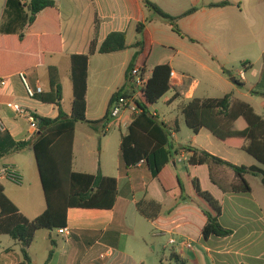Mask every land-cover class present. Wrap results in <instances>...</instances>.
<instances>
[{
  "label": "crops",
  "instance_id": "1",
  "mask_svg": "<svg viewBox=\"0 0 264 264\" xmlns=\"http://www.w3.org/2000/svg\"><path fill=\"white\" fill-rule=\"evenodd\" d=\"M6 1L0 0V34L9 28L8 22L12 17L6 11ZM52 1L57 9L55 21L52 20V10L46 9L37 15L32 25L23 30L19 27L17 30L14 25L11 27L38 46L41 63L20 73L24 74L32 89L40 87L41 93L29 98L20 73L11 74L0 83V118L5 127L0 132V166H14L21 176L19 185H23L24 181L30 183L27 170L31 166L22 163L18 156L23 152L33 154V150L28 147L15 152L13 144L32 140L36 132L31 129L26 118L18 116L7 104H18L40 117H57L58 107L40 98L41 94L46 95L50 91L48 68L55 67L58 71L62 106L64 81H69L72 87L71 56L88 54L91 41H95L98 48L112 32L125 34L126 48L117 52H95L89 55L86 79L88 120L98 121L103 118L108 111L111 96L124 85L128 66L137 53L135 66L143 69L146 79L150 77L153 68L160 64H167L170 72H174L169 82L175 93L166 103L171 109L178 99V108L171 109L177 110L178 115L169 113L158 119L159 110L155 108L157 104L149 107V111L159 121L171 130L177 129L176 132L172 131V144L178 148L189 146L205 151L236 166L256 167L264 171V165L242 149L244 144L220 141L207 128L193 133L186 126L181 113L182 107L193 98H221L229 94L232 103H245L255 114L264 118V0H150L172 16L195 9L177 21L180 31L186 37L179 36L168 23L150 12L142 0ZM223 1L229 4L210 6ZM139 23H144L141 35L143 44L136 48L133 45L140 38L137 32ZM48 55L60 56L63 63L47 62ZM235 66L238 78H233L239 83L231 80L228 70ZM128 97L135 102L143 99L133 93L132 86ZM63 111L69 115L71 107L69 111ZM97 114L99 116L91 117ZM136 114L129 109L122 111L120 125L115 128L121 131L124 129L125 132L120 135L115 155L107 156L109 154L103 151V145L100 144V155L105 152V161L93 160L94 150L89 146L92 138L89 132L94 130L86 124L89 131L81 142L74 130L72 171L87 174L100 172L103 176L115 178L116 200L111 209L68 208L67 232L61 234L58 229L47 230L43 235L46 246L41 257L37 256L36 251L32 252V242L28 248L31 263L130 264L132 256L126 251V244L122 246V237L126 233L142 240L149 237L147 232H138L140 228L137 224H140L138 220L141 215L136 210V203L142 199H152L162 205L164 213L154 221L143 218L151 228L150 235L154 241L163 239L170 247L169 262L264 264V183L261 176L245 174L244 179L250 191H235L234 187L239 185V180L230 167L211 162L191 165L188 160L192 153L184 149L178 150L156 177L152 176L145 161L126 167L120 155V141ZM237 125L244 128L242 122ZM104 129L105 123L97 131L100 130L102 135L111 132H105ZM194 180L198 181L202 191L208 192L219 203L221 211L217 220L229 234L202 235L207 221L204 211L212 215L214 212L196 193ZM6 182L14 184L0 181L4 193L26 218L33 219L45 210L46 205L33 203L25 197L29 193L28 189L8 194L4 184ZM176 202L177 206L166 214L165 211ZM6 236L0 235V264L22 262L21 246L9 236L8 241ZM51 239L55 241L54 247L50 244ZM170 239H174L175 243L170 244ZM186 242L190 243V247L185 245ZM165 244L163 248L167 247ZM51 249L53 253L49 257ZM172 253L175 257H171Z\"/></svg>",
  "mask_w": 264,
  "mask_h": 264
},
{
  "label": "trees",
  "instance_id": "2",
  "mask_svg": "<svg viewBox=\"0 0 264 264\" xmlns=\"http://www.w3.org/2000/svg\"><path fill=\"white\" fill-rule=\"evenodd\" d=\"M142 2L150 12L168 23L175 33L181 37H186L180 31L177 21L193 12L194 8L178 16H172L150 0H142ZM227 4H229L228 1H223L210 6L216 7ZM46 9L52 10L54 14L52 20L55 21L57 9L52 0L6 1V11L12 17L8 22L9 28L0 34V83L3 78L11 74H19L41 63L42 57L38 46L33 40L26 38L22 32H17V30L18 27L23 30L32 25L37 15ZM20 22L21 24H19ZM13 25L17 30L11 29ZM143 29L144 23H139L137 32L140 38L133 45L136 48L142 47ZM125 48V34L112 32L98 48H96L95 41H91L88 54L71 56L72 103L69 115L63 111L61 106L62 87L58 78V71L55 67L48 68L50 91L46 95L41 94L40 98L43 102L54 103L58 107V115L55 118H47L34 114L33 116L38 123V130L34 138L30 141L13 144L15 152L28 147L33 150L44 195L45 210L33 219L26 218L6 196L3 187L0 185V235H8L21 246L23 260L18 264H32L28 248L34 241L36 232L66 227L68 208L111 209L114 206L117 196L116 179L103 176L100 172L87 174L72 171V144L77 123H85L93 130H98L99 127L104 126L110 116L113 103L120 97L128 96L131 87V71L136 67L137 53L134 54L128 66L124 85L111 96L108 111L102 119L90 121L86 118V79L89 55L95 52H117ZM140 71L143 74V69ZM169 74L170 68L167 64L155 66L147 79L143 99L135 102L139 112L134 116L128 126L127 133L121 137L120 141V155L124 165L130 167L140 161H145L152 176L156 177L173 158L174 154L178 153V150L184 149L192 153L188 160L191 165L211 162L230 167L239 180V185L234 187L235 191L243 193L250 191L244 179V175L247 173L260 175L262 183H264V171L261 169L236 166L205 151L189 146L178 148L172 144V131L176 132L177 129L171 130L149 111V107L172 88L169 82ZM233 81L239 83L235 78ZM181 113L186 126L193 133H197L202 128H207L220 141L234 144L242 143L244 144L242 149L257 162L264 165V118L255 114L249 105L242 102L232 103L229 94L221 98H193L182 107ZM238 122H242L244 128H239ZM194 187L198 196L204 199L214 212L212 215L204 211L207 221L202 229V235L208 237L210 235L224 236L229 234V231L223 229L217 220L221 211L219 203L208 192L201 190L197 180H194ZM177 204L178 202L165 213L169 214ZM136 210L149 221H154L164 213L162 205L152 199L138 201ZM50 244L54 247L55 241L51 239ZM52 253L53 249L50 250L49 257ZM171 257H175V255L172 253Z\"/></svg>",
  "mask_w": 264,
  "mask_h": 264
},
{
  "label": "rangeland",
  "instance_id": "3",
  "mask_svg": "<svg viewBox=\"0 0 264 264\" xmlns=\"http://www.w3.org/2000/svg\"><path fill=\"white\" fill-rule=\"evenodd\" d=\"M25 9V8H24ZM6 20V17L4 18V21ZM47 62L54 63V64H62L63 60L60 58V56L57 55H48ZM230 71V75L232 77L238 78L236 75L237 72V66L231 67L228 69ZM175 91L173 88H171L164 96H162L155 104V108L159 110L158 112V119H162L163 116H168L169 113L172 115H178L177 110H171L173 107L168 108V104L166 103L167 99L172 97L174 95ZM63 98L64 101L62 103L63 109L66 111L70 110L71 107V101H72V87L71 83L69 81H64V89H63ZM260 100V98H259ZM177 104L175 105L174 109L178 108V99L175 100ZM260 110V109H259ZM157 112V111H156ZM91 116V115H90ZM97 115H92L91 117H96ZM187 129V128H186ZM89 131L88 127L84 123H77L75 133L77 138L80 140V142L85 138V133ZM106 135H102L100 130H94L90 131L91 133V141L89 143L90 149L94 150L93 154V160L97 161L99 159H102V161H105V152L100 155V144L103 145V151H107L109 155H115L117 151V144L120 140L121 133H124L125 130L122 131L118 128H114L110 130ZM27 152L21 153L18 157L20 161L24 164H28L31 166V169L29 168L27 170L30 183H26L24 181L23 185H15V184H6V192L8 194L12 193H20L23 192L25 189H28L29 193L25 196L33 203H40L41 205H45L44 195L41 188L39 175L37 171L36 162L34 159V155L32 153L26 154ZM78 156V154L76 155ZM139 217V216H138ZM138 222L140 224H137V227L140 228L138 232L140 233H148V238L145 240L139 239L138 236L133 237L131 234L126 233L122 237V246L126 244V251L132 256V262L130 264H173L172 262H169L168 256L170 253V247L165 244L163 239L159 242L154 241L151 234V228L148 226V222L143 218L139 217ZM47 233V230H40L36 233L35 239L33 241L32 246V252L36 251L38 257H41L44 248L46 246V241L43 239V235ZM9 241V237L6 236V238ZM167 246L163 248L164 245ZM43 260V259H42ZM160 260H162V263H160Z\"/></svg>",
  "mask_w": 264,
  "mask_h": 264
},
{
  "label": "built area",
  "instance_id": "4",
  "mask_svg": "<svg viewBox=\"0 0 264 264\" xmlns=\"http://www.w3.org/2000/svg\"><path fill=\"white\" fill-rule=\"evenodd\" d=\"M20 78L24 84L26 94L29 98H32L37 93H41V88L36 87L35 89H32L26 82L24 74L20 73ZM174 77V72H170L169 78ZM147 79L144 77V75L141 73L140 69L138 67H135L131 71V86L133 93L137 94L139 98H143L144 96V88L146 85ZM7 107L13 110L18 116L24 117L28 120L31 129H33L34 132H37L38 130V123L36 118L33 116L32 113L24 110L21 106L15 103H8ZM129 109L132 112L138 113L139 109L135 103V101H132L130 97H120L118 98L111 107V112L108 120L105 122V132H109L113 128L120 125V115L123 110ZM5 130L4 124L2 122V119L0 118V132H3ZM0 181H9L11 183H14L16 185H19L21 183V176L18 173L17 169L9 164H4L0 166ZM58 232L61 234H64L67 232L66 228L58 229ZM170 244H174L175 240L170 239ZM185 245L187 247H190V243L186 242Z\"/></svg>",
  "mask_w": 264,
  "mask_h": 264
},
{
  "label": "water",
  "instance_id": "5",
  "mask_svg": "<svg viewBox=\"0 0 264 264\" xmlns=\"http://www.w3.org/2000/svg\"><path fill=\"white\" fill-rule=\"evenodd\" d=\"M233 79H234V78L232 77L231 80L233 81ZM233 82H234V81H233Z\"/></svg>",
  "mask_w": 264,
  "mask_h": 264
}]
</instances>
